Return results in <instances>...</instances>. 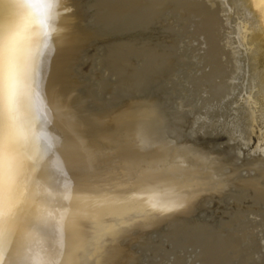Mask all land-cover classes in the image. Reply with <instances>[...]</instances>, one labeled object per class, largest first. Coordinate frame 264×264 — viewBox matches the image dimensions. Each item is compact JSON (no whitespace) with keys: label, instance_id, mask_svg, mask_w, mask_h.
Instances as JSON below:
<instances>
[{"label":"rangeland","instance_id":"374dc122","mask_svg":"<svg viewBox=\"0 0 264 264\" xmlns=\"http://www.w3.org/2000/svg\"><path fill=\"white\" fill-rule=\"evenodd\" d=\"M204 1L205 6L224 10L227 16L214 51V59L224 62L229 28L247 18L251 29L243 42L250 44L257 18L240 0ZM84 2L85 11L81 9ZM69 3L77 15L71 25L89 33L62 64L64 69L59 77L61 80L67 77V86L73 87L68 88L73 98L80 101L85 115L88 112L86 118L95 122L93 133L109 137L113 142L101 153L106 157L104 161L86 156L74 160L78 178L87 186L96 208H88L91 238L72 252L80 256L83 252L84 264H264V176L253 174L259 173L258 167L256 160L249 159L255 154L253 151L264 147V134L259 140L260 149L243 146L240 97L229 102L236 113L229 109L226 123L223 122L226 115L215 110L222 107L225 98L219 93L224 91L199 77V53L193 49V39L184 31L190 23L181 20L179 0H70ZM255 61L258 62L256 55L245 58L250 68L257 67ZM255 89H251V100ZM259 99L264 100L262 96ZM214 117H219L221 122L213 124ZM128 121L147 130L146 137L140 130L148 147L144 155L162 156L164 160L157 164L167 172L172 171L170 175L176 176L174 180L179 179L181 191L187 198L192 197L188 198L186 211H168L158 218L152 214L156 213L152 206L150 209L148 204L137 200L136 180L143 163L131 165V175L127 176L123 171L127 165L117 156L127 141L133 142L138 137L127 136ZM225 130L231 131L230 137L214 140L222 137ZM27 133L31 136L32 130ZM52 139L51 150H55L58 144ZM36 148L26 145L25 151L31 159L43 155ZM214 156H221V168L229 175L225 185L216 186L213 181ZM253 177H257L258 186L244 182ZM195 179L199 183L196 186L191 183ZM120 190L124 197L117 202ZM47 192L41 194L46 197ZM74 199L72 194L56 216L78 210ZM46 204L48 207L49 201ZM24 206L26 212L29 205ZM122 208L120 217L118 211ZM44 210L35 217L41 218Z\"/></svg>","mask_w":264,"mask_h":264},{"label":"bare ground","instance_id":"6f19581e","mask_svg":"<svg viewBox=\"0 0 264 264\" xmlns=\"http://www.w3.org/2000/svg\"><path fill=\"white\" fill-rule=\"evenodd\" d=\"M230 1L233 3L235 0ZM240 1L248 5V10L257 18V26L253 30L255 35L250 34V38L252 42H256V46L253 48L252 42L250 44L243 42L249 35L247 31L251 29L248 26V19L245 18L239 22L238 26L230 27L228 30L226 38L229 47L225 53L224 62L214 59V51L216 49L220 30L223 28V21L227 17L224 13L225 11H216L205 6L204 0H179L181 5L180 15L182 18L181 20L190 23L189 29H184V31L187 33L188 37L193 39V41L190 40L191 43L193 42L194 44L193 49L197 50L199 53L198 66L201 67L199 77L208 79L211 84L216 85V89L224 91L219 93L225 98L222 107H217L215 110L220 113L222 112V116L230 113V111H228L229 109L236 113V111L231 108L229 102L236 96L237 98L240 97L243 103V108L239 112L241 114L240 120H242V130L240 134L242 137V144L246 149L251 146L260 149L259 147H261V144L259 140L264 134V100L262 101L259 99L260 96L264 98V0ZM69 2L70 0H41L47 20L48 33L55 51L49 56L46 50H42L39 37L34 36L30 50L24 54L26 67L28 69L25 83L30 86V94L21 98L19 109L21 118L24 122L25 131L32 130L31 136L27 133L29 136L27 145L36 146V149L43 155H36L32 159H25L27 175L30 178L29 191L31 195L28 202L25 203L29 205L27 211L24 212L25 204L17 210L13 242L15 253L13 255L6 254V264H29L25 259L26 256H31L32 264H47L51 250L54 246H59V238L57 236V230H54L51 223L45 222L42 218L37 219V217H35L36 213L44 210V208V212L47 213L49 218L55 219L57 224H62V249L59 253L57 264H84V262L81 261V258H83V249L81 250V256L77 252L73 253L72 251L91 238L89 227L92 222L89 219L90 212L88 213V208H96V205H93L94 200L89 197L87 186L81 183L80 177L78 178V165L74 160L80 161L83 156H86L88 158L91 157L104 161L106 157H103L101 153L107 147V144L113 142L109 137H99L93 133L92 130L95 122L86 118V115H89L88 112L85 115V112H82L84 107L82 108L80 101L73 98V93H70L73 87H70V89L67 86V77L63 80L59 77L64 69L62 64L66 62L68 56L80 39L89 33L86 29H81L80 26L71 25L73 20L75 21V16L77 15L70 9ZM85 4L86 2L81 6L83 11H85ZM21 19L22 10L17 0H0V36H7L13 32L21 22ZM33 27H35V25H33ZM71 28L75 29V31H72ZM255 55L258 61L255 62L258 65L256 67L254 62L253 65H255V67L250 68L248 65L251 64L252 60L250 59L251 61H249L250 63L247 65L245 63V58H251V56ZM247 68L249 69L247 70ZM40 82H45L44 92L47 97L46 101L43 100V97L40 98V101L36 99L38 95L36 85ZM254 87H256V89ZM251 89L256 90L253 94L254 100L250 98L252 95ZM144 103L145 105L148 104L147 101ZM227 116L229 119V115H226L225 121H223L225 123L228 121ZM233 119L232 117L231 121ZM219 122H221L219 117L212 118L213 124ZM236 127L238 128V126ZM126 129L128 137H138L133 142L127 141L126 145L118 150L117 156L119 157L118 159H121L127 165L123 168L127 176L131 175V165H141L143 163V165L140 166L141 172L136 180L135 192L137 200H141L139 201L141 203L145 202L149 205L148 207L152 206L156 211V213L152 214H156L158 218H163L168 211H186L189 203L188 198L190 197L187 198L185 193L181 191L179 188L180 181H177L179 179L174 180L176 176L173 178L172 175H170L172 171L167 172V169L164 170L163 166L157 164L164 160L163 157L158 156L153 158L145 156L148 147L145 138H141L140 130L143 131V134L145 133V137L147 130H143L139 127L138 123L133 121H128L126 123ZM228 136H231V131L225 130L222 137H216L214 140H219ZM52 138H55L58 148L47 152L46 146H50L51 148V144L54 142ZM78 151H80V153ZM253 152L255 154L249 159L256 160L255 165H257L259 171V173L256 172L253 174L264 176V147ZM100 156L102 158H100ZM220 157L221 156H214L212 163V176L216 186L225 185L229 176L224 173V170L221 168L222 158ZM126 158H128V161ZM173 159L174 158H172V160ZM189 168H191V166H189ZM169 170L174 169L170 168ZM118 172L120 171L118 170ZM178 172L181 174L184 173ZM174 173H176L175 170ZM196 173L198 174V172ZM102 176H104V174H102ZM65 177H67V180ZM192 177L195 178V176ZM256 179L257 177H253L246 179L244 182L250 185L254 184ZM68 180L71 181L70 186L67 182ZM110 181H108V183H110ZM193 182L195 186L199 184H196V179L194 181L191 180V183ZM255 186H258V184L255 183ZM187 187L188 186L185 188ZM194 188L196 187L193 186V189ZM38 190L39 194H37ZM44 191H48L46 197L41 194V192ZM255 192L258 194L257 190ZM72 194H74L75 197L74 204L79 209L74 212H69V214L62 212L59 216H56L60 207L65 206L64 204L69 202ZM117 195L118 202L119 199L124 197V192L120 190V193L117 192ZM132 196H134V194ZM190 199H192V197ZM47 201H49L50 204L48 207H46ZM112 205L110 204L109 206ZM145 206L147 207V205ZM120 210L121 212L118 211V214L122 213V210L124 211L123 208ZM149 211L151 213L152 210ZM112 212L116 213L115 211ZM26 215H28V219L25 218ZM119 215L121 217V214ZM143 215L145 216L146 214ZM169 215L170 214H168V216ZM131 216L132 215H130V217ZM125 218L127 219L128 215ZM131 218L129 220H131ZM118 219L120 218L118 217ZM121 219L123 220V218ZM150 219H152V217ZM155 219L156 218L153 220ZM110 220L111 219H109V221ZM118 222L119 221H117V223Z\"/></svg>","mask_w":264,"mask_h":264},{"label":"snow or ice","instance_id":"6c2138e0","mask_svg":"<svg viewBox=\"0 0 264 264\" xmlns=\"http://www.w3.org/2000/svg\"><path fill=\"white\" fill-rule=\"evenodd\" d=\"M17 3L22 10L21 22L9 35L0 36V264H6V254L15 253L17 210L31 195L25 167V159H31L25 151L29 136L19 109L21 98L30 94V86L25 83L28 69L24 54L30 50L34 36L39 37L42 50L49 56L55 51L41 0H17ZM44 83L36 85L37 101L41 97L47 99ZM46 147L51 151L50 146ZM67 182L70 186L71 181ZM41 218L57 230L59 246L53 247L47 260V264H57L62 249V224H57L45 212L41 213ZM25 259L32 264L31 256Z\"/></svg>","mask_w":264,"mask_h":264}]
</instances>
